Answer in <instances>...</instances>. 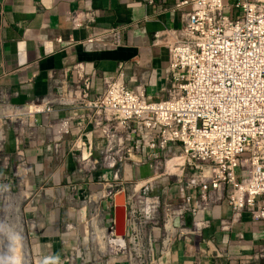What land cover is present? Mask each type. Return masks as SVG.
Instances as JSON below:
<instances>
[{
    "label": "built area",
    "instance_id": "obj_1",
    "mask_svg": "<svg viewBox=\"0 0 264 264\" xmlns=\"http://www.w3.org/2000/svg\"><path fill=\"white\" fill-rule=\"evenodd\" d=\"M182 5L189 6L184 24L167 31L164 95H146L142 81L128 85L121 68L105 76L101 93L84 103L103 141L100 157L92 158L93 146L77 144L80 135L70 147L80 167L102 170L103 191L83 200L82 225L91 229L99 219L106 237L118 240L107 253L127 264H154L175 241L198 235L209 226L204 214L220 201L231 211L229 220L220 219L221 230L243 212L253 222L264 220V0H181L176 7ZM75 17L70 21L81 26ZM100 38L122 43L118 26L85 41ZM89 89L90 79L79 75L61 92L71 98L82 90L85 98ZM35 104L15 107L31 114L51 109ZM10 106L0 103V128ZM68 125L62 119L59 133H68ZM118 191L124 193L123 237L113 229ZM252 256H264V247Z\"/></svg>",
    "mask_w": 264,
    "mask_h": 264
},
{
    "label": "crops",
    "instance_id": "obj_2",
    "mask_svg": "<svg viewBox=\"0 0 264 264\" xmlns=\"http://www.w3.org/2000/svg\"><path fill=\"white\" fill-rule=\"evenodd\" d=\"M180 1L0 0V103L10 104L12 114L0 134V173L14 171L10 174L27 189L28 245L35 264H58L65 257L83 232V200L103 191L102 170L83 169L70 150L80 135L77 144L93 146L92 158L100 157L103 141L85 117L84 103L101 93L105 76L120 68L128 85L142 81L146 95H164L167 31L179 29L189 10L176 7ZM72 14L81 26L73 25ZM111 26L120 28V45L101 38L85 41ZM79 75L90 79L87 96L81 90L69 98L61 90L73 87ZM30 103H39L36 110L51 109L31 114L15 107ZM65 118L70 131L60 134ZM204 216L209 226L172 243L154 264H264V256H252L264 247V220L253 222L243 212L230 230H221L220 219L231 218L225 201ZM110 259L109 264H127L121 255Z\"/></svg>",
    "mask_w": 264,
    "mask_h": 264
},
{
    "label": "rangeland",
    "instance_id": "obj_3",
    "mask_svg": "<svg viewBox=\"0 0 264 264\" xmlns=\"http://www.w3.org/2000/svg\"><path fill=\"white\" fill-rule=\"evenodd\" d=\"M6 122L3 124V126ZM3 126L0 128V134ZM3 159L1 158V161ZM17 164V162L15 163ZM1 165V162H0ZM15 169V165L12 169ZM9 171L6 176L0 173V264H25L20 255L13 252L14 235L20 234V238L24 245L25 253L29 262L26 264H35L32 254L30 253L28 243V223L26 214V204L28 201L27 189L22 186ZM138 175L144 177L147 175V169L141 167L138 169ZM19 206V208H18ZM16 207L19 209L18 213ZM18 215V216H17ZM70 243L66 250L65 257L58 264H105L110 261L114 253H107L112 249L106 250L99 242L100 250L97 249V241L93 235L87 237V248L84 249L80 244ZM85 244L86 241L84 240ZM75 246V247H74ZM74 247V248H73Z\"/></svg>",
    "mask_w": 264,
    "mask_h": 264
},
{
    "label": "bare ground",
    "instance_id": "obj_4",
    "mask_svg": "<svg viewBox=\"0 0 264 264\" xmlns=\"http://www.w3.org/2000/svg\"><path fill=\"white\" fill-rule=\"evenodd\" d=\"M18 208H19V206H18ZM18 208L16 207L17 213L19 210ZM70 228L71 229L74 228L75 232L77 230L75 224L74 225L72 224ZM91 229L88 226L87 227L83 226L82 236L79 237V243L82 246V248H84V249L87 248V237L89 235H93L95 237V239L97 241V247H98L97 249L99 250V252H105L106 250L113 249L117 245L118 240H114L112 238L106 237V233L104 231V228L99 224V219H94ZM19 236H20V234L14 235L13 252L15 253L16 256H18V254H19L22 261L26 264L29 262V260H28L27 254L25 253L22 240ZM84 240L86 241V244H85ZM99 242L102 243V247L105 248V251L100 250L101 247L99 246ZM106 264H108V263H106Z\"/></svg>",
    "mask_w": 264,
    "mask_h": 264
},
{
    "label": "water",
    "instance_id": "obj_5",
    "mask_svg": "<svg viewBox=\"0 0 264 264\" xmlns=\"http://www.w3.org/2000/svg\"><path fill=\"white\" fill-rule=\"evenodd\" d=\"M113 229L114 235L123 237L124 227V193L118 191L113 198Z\"/></svg>",
    "mask_w": 264,
    "mask_h": 264
}]
</instances>
